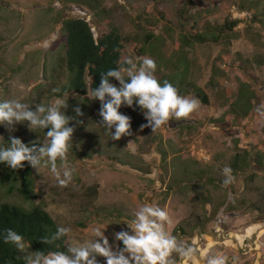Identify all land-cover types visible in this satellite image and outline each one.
<instances>
[{
    "label": "rangeland",
    "instance_id": "rangeland-1",
    "mask_svg": "<svg viewBox=\"0 0 264 264\" xmlns=\"http://www.w3.org/2000/svg\"><path fill=\"white\" fill-rule=\"evenodd\" d=\"M67 18L88 20L96 38L117 28L124 62L139 66L140 58H152L156 78L178 85L200 107L153 133L141 128L147 120L135 102L122 105L132 134L113 141L99 125L101 102L66 94L61 111L76 117L78 106L84 113L69 124L72 182L62 188L49 168L31 167L34 197L24 200L7 195L11 168L1 163L0 203L42 206L71 228L67 241L83 243L101 227L115 250L123 245L114 233L130 231L133 211L147 201L168 211L171 235L197 246L200 255L189 264L209 250L225 255L227 264H264V0H0V101L20 99L34 109L57 99L52 89L69 80ZM47 130L0 124V146L10 137L43 144ZM225 165L235 177L227 187Z\"/></svg>",
    "mask_w": 264,
    "mask_h": 264
},
{
    "label": "clouds",
    "instance_id": "clouds-1",
    "mask_svg": "<svg viewBox=\"0 0 264 264\" xmlns=\"http://www.w3.org/2000/svg\"><path fill=\"white\" fill-rule=\"evenodd\" d=\"M125 63L126 67L101 73L99 87L87 91L90 99L101 102L99 125L109 131L111 140L119 141L123 136L132 134L131 118L119 112L122 105L131 107L135 102L147 120L141 128H151L153 133L169 124L170 120L187 119L199 109L197 98L181 96L172 83L167 80L161 83L156 78L157 65L152 58H140L139 66L131 58H127ZM111 78L119 82V87L110 83ZM52 91L59 93L60 89ZM62 108H67V103L59 98L49 104H38L34 109L20 99L0 101V124L9 130L25 122L30 131L48 129L43 144L34 141L26 145L20 138L10 137L7 146H0V163L16 170L23 168L24 162H27L38 173L41 168L47 167L58 186L67 187L75 172L67 158L75 131L69 124L84 113L77 106L73 109L76 117H69L61 111ZM222 175L225 187L233 184L235 177L230 166L223 167ZM132 215L133 219L127 223L130 231L114 233V239L123 245H117L115 250L101 227L93 228L91 236L94 238L83 243L69 238L65 243L68 245L66 252L26 251L30 244L26 245L24 237L11 228L5 230L3 240L25 253V264H98L97 256L104 257L106 264H177V257L183 264H189L200 255L195 244L179 240L168 232L166 226L171 223V218L167 210L146 201ZM71 231V228L58 226L56 232L44 237L42 242L52 245L63 237H70ZM199 264H227V257L219 251L209 250Z\"/></svg>",
    "mask_w": 264,
    "mask_h": 264
},
{
    "label": "trees",
    "instance_id": "trees-1",
    "mask_svg": "<svg viewBox=\"0 0 264 264\" xmlns=\"http://www.w3.org/2000/svg\"><path fill=\"white\" fill-rule=\"evenodd\" d=\"M233 24L231 27H234ZM66 32V65L69 73L65 84L55 97L62 98L66 94L87 95L89 88L100 85L101 73L109 69L126 67L122 60L124 44L120 31L112 27L107 33L96 38L90 22L83 18H67L63 21ZM89 81V82H88ZM115 78L110 79L114 83ZM178 89V85H175ZM195 93L204 104H208L207 95L201 88H195ZM240 155L234 161L240 160ZM1 164V163H0ZM6 164V163H5ZM7 180L11 183L7 195L16 192L24 200L34 197L35 179L31 166L24 162V167L8 170ZM4 180H1L3 183ZM17 183L18 185H12ZM3 189V188H2ZM4 195V194H3ZM59 224L42 206L36 205L26 209L11 203H0V264H25L24 253L18 251L15 245L4 243L5 230L11 228L21 234L30 244L29 250L34 251H67V236L52 245L42 242L44 237L54 234ZM204 229V228H203ZM183 232V230L181 229Z\"/></svg>",
    "mask_w": 264,
    "mask_h": 264
}]
</instances>
